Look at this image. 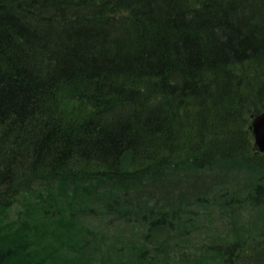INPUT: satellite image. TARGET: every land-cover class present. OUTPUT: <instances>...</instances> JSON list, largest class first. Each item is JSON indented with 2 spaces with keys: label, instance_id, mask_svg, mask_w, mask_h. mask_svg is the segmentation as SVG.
I'll return each mask as SVG.
<instances>
[{
  "label": "trees",
  "instance_id": "1",
  "mask_svg": "<svg viewBox=\"0 0 264 264\" xmlns=\"http://www.w3.org/2000/svg\"><path fill=\"white\" fill-rule=\"evenodd\" d=\"M262 112L264 0H0V264H264Z\"/></svg>",
  "mask_w": 264,
  "mask_h": 264
},
{
  "label": "water",
  "instance_id": "2",
  "mask_svg": "<svg viewBox=\"0 0 264 264\" xmlns=\"http://www.w3.org/2000/svg\"><path fill=\"white\" fill-rule=\"evenodd\" d=\"M251 129L254 135L256 148L260 151H264V112L254 117Z\"/></svg>",
  "mask_w": 264,
  "mask_h": 264
},
{
  "label": "rangeland",
  "instance_id": "3",
  "mask_svg": "<svg viewBox=\"0 0 264 264\" xmlns=\"http://www.w3.org/2000/svg\"><path fill=\"white\" fill-rule=\"evenodd\" d=\"M255 116H253V119H254ZM16 213V208L14 209V211L12 212V214H15ZM243 264H256L254 263V261H249V262H243Z\"/></svg>",
  "mask_w": 264,
  "mask_h": 264
}]
</instances>
